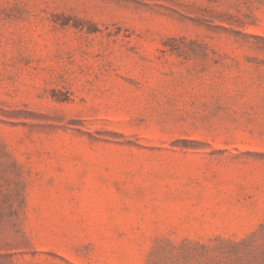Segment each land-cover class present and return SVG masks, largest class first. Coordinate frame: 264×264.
Listing matches in <instances>:
<instances>
[{
    "label": "rangeland",
    "instance_id": "obj_1",
    "mask_svg": "<svg viewBox=\"0 0 264 264\" xmlns=\"http://www.w3.org/2000/svg\"><path fill=\"white\" fill-rule=\"evenodd\" d=\"M0 264H264V0H0Z\"/></svg>",
    "mask_w": 264,
    "mask_h": 264
}]
</instances>
